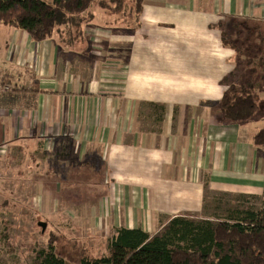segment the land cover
Listing matches in <instances>:
<instances>
[{
	"label": "crops",
	"instance_id": "1",
	"mask_svg": "<svg viewBox=\"0 0 264 264\" xmlns=\"http://www.w3.org/2000/svg\"><path fill=\"white\" fill-rule=\"evenodd\" d=\"M229 20L247 22L242 34L256 31L244 43L262 54L264 0H143L135 31L97 21L70 47L33 42L0 20V80L41 90L0 106V148L29 150L31 173L76 166L61 181L86 192L77 209L55 197L58 209L48 205L45 214L75 219L101 240L119 228L154 234L167 217L200 215L207 190L263 195L258 131L224 124L218 107L241 76L217 28Z\"/></svg>",
	"mask_w": 264,
	"mask_h": 264
},
{
	"label": "trees",
	"instance_id": "2",
	"mask_svg": "<svg viewBox=\"0 0 264 264\" xmlns=\"http://www.w3.org/2000/svg\"><path fill=\"white\" fill-rule=\"evenodd\" d=\"M12 12L16 13L6 20L8 27L26 32L33 42L54 39L63 47H70L84 39L86 27L99 21V17L105 29L123 34L131 23L140 25L143 0H0V17ZM228 22L217 26L222 44L239 54L242 48L226 38ZM246 23L231 20V28L242 37L245 34L241 28ZM247 32V39L256 34L255 30ZM234 75L240 76L238 72ZM27 93L39 94L41 90L15 84L11 76L0 80V106L10 103L9 106L15 98ZM259 105V92L251 80L231 83L218 102L226 125L251 122ZM253 145L264 153V128L255 134ZM239 198L256 199L261 206L210 213L208 203L221 204L208 198L202 214L167 217L154 234L140 228L116 229L102 257H94L90 247L83 244L78 247L65 242L63 236L51 234L48 250L35 252L34 263L264 264V190L260 197Z\"/></svg>",
	"mask_w": 264,
	"mask_h": 264
},
{
	"label": "rangeland",
	"instance_id": "3",
	"mask_svg": "<svg viewBox=\"0 0 264 264\" xmlns=\"http://www.w3.org/2000/svg\"><path fill=\"white\" fill-rule=\"evenodd\" d=\"M15 13H5L0 17V20L6 21ZM98 19L101 21L100 17ZM138 26L133 22L128 29L135 31L137 29L135 27ZM226 28L227 40L242 48L241 52L237 54L238 66L236 65L235 69V72L241 76L236 79L232 77L231 83L240 84L249 80L255 83L260 96V105L250 124L259 131L264 128V39H262V45H257L259 53L261 51L263 53L255 56L253 44L244 43L247 31L245 37H240L237 34L238 31L231 28V20ZM124 33L129 34V31ZM0 43L4 42L0 40ZM13 152L17 151L11 149L8 144L0 148V264H35V252L48 250L51 234L63 236L65 242H71L78 247L81 244L87 248L91 247L94 257H102L103 254H106L107 241L109 242L111 239L110 236L109 238H100L101 240L96 237L92 238L82 229H78L75 219H53L49 217V214H45L44 207H48V205H53V207L55 205L58 209L59 204L56 205L55 197L64 206L67 205L74 209H77L83 202L86 192L85 189H82V183L77 181L74 184L61 181L62 176L67 177L69 174H73V172L70 173L71 169L77 171L78 168L68 165L66 173H62L60 168H55L56 171L52 174L31 173L30 170L36 168V160L32 163L29 161L30 151L22 149L20 152ZM31 164H34V169L30 167ZM44 164L39 165L38 168L42 169L46 166ZM74 175L78 180L79 174L75 173ZM55 182L58 183L55 185ZM63 185L69 187L61 189ZM206 195L211 202L216 199L217 203L221 204L214 206V204L208 203L210 213H222L234 209L244 210L251 207L260 208L261 206L256 199L239 198L246 196L242 194L220 195L208 192ZM40 224H46L45 232Z\"/></svg>",
	"mask_w": 264,
	"mask_h": 264
},
{
	"label": "water",
	"instance_id": "4",
	"mask_svg": "<svg viewBox=\"0 0 264 264\" xmlns=\"http://www.w3.org/2000/svg\"><path fill=\"white\" fill-rule=\"evenodd\" d=\"M40 226L42 227L43 232H45L46 224H40Z\"/></svg>",
	"mask_w": 264,
	"mask_h": 264
}]
</instances>
